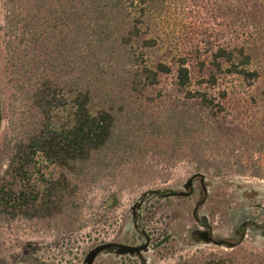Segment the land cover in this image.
<instances>
[{"label": "trees", "instance_id": "1", "mask_svg": "<svg viewBox=\"0 0 264 264\" xmlns=\"http://www.w3.org/2000/svg\"><path fill=\"white\" fill-rule=\"evenodd\" d=\"M144 3L4 0L16 107L0 155V219L63 217L71 225L94 186L113 207L122 189L166 180L180 163L264 180V124L231 121L226 100L234 91L221 88L227 77L249 86L259 79L252 67L259 38L206 40L201 49L160 54L157 37L143 30ZM214 6L230 30L264 32V0ZM168 76L172 89L159 88ZM36 158L51 166L47 177L39 169L32 177ZM174 264H264V255Z\"/></svg>", "mask_w": 264, "mask_h": 264}, {"label": "rangeland", "instance_id": "2", "mask_svg": "<svg viewBox=\"0 0 264 264\" xmlns=\"http://www.w3.org/2000/svg\"><path fill=\"white\" fill-rule=\"evenodd\" d=\"M144 1L146 24L143 30L146 35L148 33L157 37L160 54H175L176 50L184 52L194 51L196 48L201 49L203 41L206 40L216 43L218 40L238 38L250 43L259 38L256 43L260 50L252 65L260 71L259 79L249 86L239 78L227 77L221 88H226L228 92L234 91L229 92L226 100L231 110L229 117L231 121L239 119L245 126L251 128L254 125L264 124V32L259 35L261 31L257 32L253 29L250 30V34L244 35L234 26L231 28L234 31L232 32L225 25L227 23L225 20L214 17L215 0H148V4L147 0ZM147 10H149L148 15ZM4 14V0H0L1 158L5 155V140L12 137V123L15 120L14 107H16V99L13 97L15 92L9 79L10 73L4 50L5 37L2 30ZM172 80L170 76L162 77L159 88L171 90ZM34 161L32 177H37L35 173L38 169L44 173V177H47L51 166L40 158ZM5 163L1 162L0 173L5 169ZM194 172V168L189 164L180 163L171 170L166 180H154L143 185L122 189L118 196V203L113 207L102 199L103 192L99 186H94V189L85 193L86 199L82 201V208L72 219L71 225L63 217L30 220L2 218L0 219V262L4 264H82L84 256L94 246L125 237L129 229V208L142 193L151 189L180 187ZM204 175L206 182L210 184V193L212 195L218 193L221 197L218 199L221 201L230 196L232 202L238 203L241 197L247 195L246 193H255L259 196H263L264 193V180L261 179L247 175L240 176L232 172L218 175L204 173ZM260 198L263 199V197ZM193 201L194 199L190 200L189 211ZM232 207L234 208L235 204H232ZM238 209L240 212V208ZM153 212L148 221L156 235H160L161 230L175 232V213L164 215V213ZM184 217L189 220L186 213ZM190 237L192 239V232L187 234L186 231H179L174 239L149 254L147 264H174L179 259L210 254L221 257L244 256L248 259L256 255H264V240H259L256 236H254V241L245 239L233 249L190 242L188 239ZM131 261L133 262H128L124 258L119 259L112 253H101L93 264H144L135 259Z\"/></svg>", "mask_w": 264, "mask_h": 264}, {"label": "flooded vegetation", "instance_id": "3", "mask_svg": "<svg viewBox=\"0 0 264 264\" xmlns=\"http://www.w3.org/2000/svg\"><path fill=\"white\" fill-rule=\"evenodd\" d=\"M1 121L0 100V123ZM209 188L210 184L206 182L204 173L195 171L180 187L151 189L142 193L129 208V229L126 231L125 237L122 236L115 241L107 242L139 248V250L136 252L135 258L128 255H113L119 259L124 258L128 262H133L131 260L135 259L147 264L149 254L174 239L179 231H186L187 234L192 232V239L188 238L190 242L194 241L198 244H207L218 248L233 249L243 243L245 239L254 241V236L259 240H264V193L263 196L246 193L247 195L241 197L238 203H234L230 200V196L229 198L225 197L224 201L219 200L220 195L218 193L212 195ZM192 199L194 201L189 211ZM242 199L244 200L242 201ZM232 204H235L234 208ZM207 205L208 207H206ZM238 208H240V212ZM153 211L164 213V215L175 213V232L161 230L162 233L156 235L148 221L150 215L154 213ZM167 211H171V213H167ZM184 213L188 215L189 220L184 217ZM202 231L208 232L206 238H202L199 233ZM166 235L169 236L168 240L162 246L152 249V246ZM118 248L115 246L112 249L118 250ZM0 264L4 263L0 262Z\"/></svg>", "mask_w": 264, "mask_h": 264}, {"label": "water", "instance_id": "4", "mask_svg": "<svg viewBox=\"0 0 264 264\" xmlns=\"http://www.w3.org/2000/svg\"><path fill=\"white\" fill-rule=\"evenodd\" d=\"M195 232V231H194ZM201 233L202 238H206L208 236V232L202 231ZM193 236V234H192ZM169 236L166 235L162 238H160L153 246L152 249H156L160 246H162L167 240ZM119 247L118 250L112 249L113 247ZM139 250V248H133L125 245H116L114 243H102L99 245L94 246L92 249H90L86 255L83 258L82 264H93L96 257L101 253H112L115 255H128L130 257L136 256V252Z\"/></svg>", "mask_w": 264, "mask_h": 264}]
</instances>
